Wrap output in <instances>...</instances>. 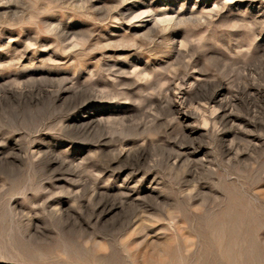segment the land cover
<instances>
[{
    "label": "rangeland",
    "instance_id": "374dc122",
    "mask_svg": "<svg viewBox=\"0 0 264 264\" xmlns=\"http://www.w3.org/2000/svg\"><path fill=\"white\" fill-rule=\"evenodd\" d=\"M263 47L264 0H0V264H264Z\"/></svg>",
    "mask_w": 264,
    "mask_h": 264
},
{
    "label": "bare ground",
    "instance_id": "6f19581e",
    "mask_svg": "<svg viewBox=\"0 0 264 264\" xmlns=\"http://www.w3.org/2000/svg\"><path fill=\"white\" fill-rule=\"evenodd\" d=\"M207 1V0H206ZM248 1H250V0H248ZM129 2V1H128ZM134 2V1H133ZM261 2V1H260ZM127 4H129V3H127ZM140 4V3H139ZM175 4V3H174ZM182 4H184V3H182ZM197 4V3H196ZM203 4V3H202ZM219 4V3H218ZM247 4V3H246ZM126 5V4H125ZM146 5V4H145ZM149 5V4H148ZM152 5V4H151ZM181 5V4H180ZM179 5V6H180ZM251 5V4H250ZM220 7H221V5H219ZM218 6V7H219ZM135 7H136V4L135 3H133L132 5H131V7L130 8H128V10L130 11V12H134V10H135ZM205 7V6H204ZM122 8V7H121ZM139 9V8H138ZM219 9V8H218ZM147 10V9H146ZM118 11V10H117ZM130 12H128V13H130ZM152 13V12H151ZM191 13V12H190ZM202 13V12H201ZM120 14V13H119ZM118 14V15H119ZM131 14V13H130ZM153 14V13H152ZM187 14V13H186ZM193 14V13H192ZM120 16V15H119ZM139 16H142V15H139L138 14V16L136 15V18H138ZM149 17V16H148ZM193 17H194V15H193ZM135 18V16L133 17V19ZM135 18V19H136ZM139 18H141V17H139ZM138 18V19H139ZM195 18V17H194ZM161 19V18H160ZM169 20H171V24L170 23H168V24H170V28H171V31H176L177 30V28L178 27H180L181 25H183V24H185V23H188V22H190V21H192L193 20V18L192 17H189V16H186L185 14H182V15H178V16H176L175 18H173V16L171 17V18H169V16L167 17V19H166V17H165V19H161L160 21H169ZM147 22V21H146ZM157 22L158 21H155L154 22V25H150L149 23H147L145 26H147L150 30H155L156 28V26H158V25H156L157 24ZM199 23V22H198ZM152 24V23H151ZM167 24V25H168ZM195 24H196V22H195ZM143 25V24H142ZM156 25V26H155ZM260 25H262V23L260 24ZM153 28H155V29H153ZM168 28V27H167ZM169 29V28H168ZM189 29V31H191V29L190 28H188ZM156 31H158V30H156ZM164 31V30H163ZM169 31V30H168ZM68 34V33H67ZM143 34V33H142ZM160 34V33H159ZM65 35V34H64ZM181 35H182V33H181ZM63 36V35H62ZM141 36V35H140ZM65 37H67V36H65ZM61 39V38H60ZM132 39H133V37H132ZM66 40V39H65ZM185 40V39H184ZM256 40V39H255ZM244 42V41H243ZM133 43V42H132ZM171 43H173V42H171ZM184 42H182V44H183ZM187 44H188V42H186ZM132 45V44H131ZM186 45V44H185ZM188 47V46H187ZM191 47V46H190ZM178 48V47H177ZM182 48V47H181ZM264 48V47H263ZM107 50V49H106ZM180 51V50H179ZM176 52V51H175ZM181 54V53H180ZM186 54V53H185ZM171 56H173V54L171 55ZM169 57V56H168ZM141 58V57H140ZM164 63V62H163ZM133 65V64H132ZM134 66V65H133ZM145 66V65H144ZM136 68H137V66H136ZM135 69V68H134ZM156 69V68H155ZM154 69V70H155ZM141 70V69H140ZM146 70V69H145ZM134 71V70H133ZM142 71V70H141ZM156 71V70H155ZM157 71H161V70H157ZM137 72V71H136ZM142 72H144V70L142 71ZM149 72V71H148ZM152 72H153V70H152ZM134 73V72H133ZM118 74V73H117ZM148 77V76H147ZM185 77V76H184ZM160 78V77H159ZM180 78V77H179ZM139 79V78H138ZM133 80V79H132ZM158 80V79H157ZM160 80V79H159ZM134 81H136V80H134ZM179 81V80H178ZM186 82V81H185ZM134 83V82H133ZM137 83H139V82H137ZM150 83V82H149ZM182 83V82H181ZM180 83V84H181ZM136 84V83H135ZM179 85V84H178ZM177 85V86H178ZM155 86V85H154ZM174 87H175V85H174ZM182 87V86H181ZM223 89V88H222ZM178 90V89H177ZM218 91V90H217ZM220 92L221 91H218L214 96H213V98H216L219 94H220ZM63 93V92H62ZM65 93V92H64ZM214 93V92H213ZM212 94V93H211ZM175 100V99H174ZM172 102V101H171ZM175 102V101H174ZM180 102H182V101H180ZM85 104V103H84ZM172 105V104H171ZM186 105V104H185ZM178 106V105H177ZM182 107V106H181ZM180 107V108H181ZM101 112V111H100ZM99 113V112H98ZM185 112H183V114H184ZM97 114V113H96ZM86 115V114H85ZM91 115V114H90ZM197 115V114H196ZM198 116V115H197ZM224 116V115H223ZM231 116V115H230ZM189 117V116H188ZM227 117V116H226ZM225 117V118H226ZM195 118V117H194ZM228 118V117H227ZM232 118V117H231ZM224 119V118H223ZM103 120V119H102ZM94 120H92V122H93ZM97 121V120H96ZM223 121V120H222ZM99 122V121H98ZM102 122V121H101ZM227 122V121H226ZM194 129H196V128H194ZM196 148V147H195ZM203 151V150H202ZM192 152V151H191ZM190 153V152H189ZM188 153V154H189ZM192 155V154H191ZM145 173V172H144ZM119 175V174H118ZM136 175H138V174H136ZM154 179V178H153ZM71 180V179H70ZM145 180V179H144ZM152 182H153V180H152ZM129 183V182H128ZM157 183H159V182H157ZM152 185V184H151ZM132 187V186H131ZM157 187V186H156ZM155 187V188H156ZM123 188H125V187H123ZM126 189V188H125ZM128 189V188H127ZM134 189V188H133ZM137 189V188H136ZM131 192V191H130ZM134 193V192H133ZM130 197V196H129ZM133 197V196H132ZM139 198V197H138Z\"/></svg>",
    "mask_w": 264,
    "mask_h": 264
}]
</instances>
